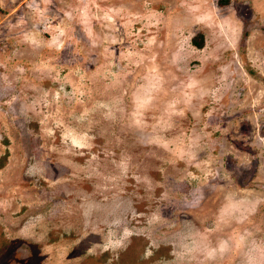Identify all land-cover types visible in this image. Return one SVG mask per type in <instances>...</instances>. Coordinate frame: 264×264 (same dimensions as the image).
Wrapping results in <instances>:
<instances>
[{"label": "rangeland", "instance_id": "obj_1", "mask_svg": "<svg viewBox=\"0 0 264 264\" xmlns=\"http://www.w3.org/2000/svg\"><path fill=\"white\" fill-rule=\"evenodd\" d=\"M0 264H264V0H0Z\"/></svg>", "mask_w": 264, "mask_h": 264}, {"label": "trees", "instance_id": "obj_2", "mask_svg": "<svg viewBox=\"0 0 264 264\" xmlns=\"http://www.w3.org/2000/svg\"><path fill=\"white\" fill-rule=\"evenodd\" d=\"M198 38V37H197ZM194 43L198 46V47H201L203 45V40L202 38L200 37V40L198 41V39H194Z\"/></svg>", "mask_w": 264, "mask_h": 264}]
</instances>
